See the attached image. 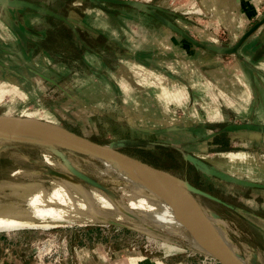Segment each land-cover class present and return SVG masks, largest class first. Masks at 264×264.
Segmentation results:
<instances>
[{
    "label": "rangeland",
    "instance_id": "rangeland-1",
    "mask_svg": "<svg viewBox=\"0 0 264 264\" xmlns=\"http://www.w3.org/2000/svg\"><path fill=\"white\" fill-rule=\"evenodd\" d=\"M42 1L56 10L60 18L46 14L37 16L35 29L38 32L29 41L25 56L17 43L0 48V114L40 117L92 141L113 143L121 152L239 206L238 199L243 192L257 194L258 198L264 194L247 186L234 189L232 184L205 175L183 159L185 154H199L224 173L264 183V137L242 131V127L220 128L223 123L241 125L252 120L251 115L248 118L221 97L228 93V97L239 99L236 91L231 95L227 81L220 82V78L230 77L225 76V72L237 63L234 54L192 43L189 55L183 60L178 57L183 53L180 44L174 42L173 46L168 45L169 62L156 59L153 72L151 66L136 71L130 61L135 43L146 48L148 41L151 46L167 22L184 29L188 36L203 45L227 47L232 43L235 34L229 32L224 22L202 10L199 0H137L149 4L148 9L156 12L154 16L136 11L133 6L98 0ZM69 11L77 17L75 23L64 16ZM259 18L261 15L246 29ZM87 25L104 27L108 39L92 31L88 33ZM154 30L157 33L150 35ZM165 36V40L168 37L187 40L170 31ZM84 44L93 50H87ZM175 60H181L180 67L174 68L176 71L173 70ZM6 69L14 74L10 76L13 81L6 78ZM162 87L168 95H159ZM173 92L184 96L178 100ZM211 93L216 96L212 97ZM213 108L217 109L219 117L211 119L207 111ZM210 120L223 121L218 125L213 123L211 126H216L213 128H199ZM171 125L177 129L166 131ZM216 129L222 132L220 140L228 138L227 131L245 139L231 145L223 140V146L219 147L184 143L198 140ZM58 150L62 158L39 144L0 140V200L10 193L11 184L35 183L50 191L54 182L62 179L90 191L92 183L86 180L89 179L106 187L117 199L119 192L113 187L122 185L123 180L115 175H102L106 165L103 160ZM239 152L245 153V159L230 157ZM52 161L63 163L67 168ZM197 199L207 211H215L222 233L236 247L238 259L264 264V233L260 232L264 225L256 220L249 223L236 211L204 197ZM109 215L111 223L105 224L0 232V237L9 238L0 244V261L3 259L6 264H18L21 260L24 264H89L90 260V264H127V255L135 253L138 257L152 259L154 264H208L207 252L188 246L178 235L164 234L149 221L126 215L117 218L115 213ZM65 249L69 251L67 255ZM138 257H132L131 264H136Z\"/></svg>",
    "mask_w": 264,
    "mask_h": 264
},
{
    "label": "crops",
    "instance_id": "crops-1",
    "mask_svg": "<svg viewBox=\"0 0 264 264\" xmlns=\"http://www.w3.org/2000/svg\"><path fill=\"white\" fill-rule=\"evenodd\" d=\"M199 4L202 10L209 13L212 17L217 18L218 20L224 22L229 32L235 34L234 36L235 40L232 43H229L227 47H232L239 40V38L247 31L246 29L247 25L251 21L256 19L264 10V0H199ZM114 5H119V4H114ZM37 8L48 9L56 15L59 14L56 10L49 8V6H46L42 0H9L5 4H0V39L2 41L0 42V48L2 46L5 47L4 45L8 46V44L10 46H13L15 45V43H17L19 46H21L22 54L24 56L26 55V47L27 45L30 44L29 41H31L33 34L38 32V30L35 29L36 23L38 22L37 16L38 15L42 16L43 14H46L38 10ZM135 10L139 11L138 9ZM151 12L152 14H149L151 16H154V14H156L155 10L153 9L151 10ZM46 15L53 17L50 14H46ZM64 16L68 18L70 22L75 23L77 21V17L74 16L73 13H70V11L67 13V15ZM163 26L165 28L161 31V35L155 37V40L152 41L151 46H148L149 45L148 41L146 42L147 44L145 45L146 48H142L141 46L142 44L135 43L134 48L130 53V57L132 58L130 61L132 64L135 65L134 67L135 69H137L136 71L138 70L143 71L145 70V67L151 66L153 72L156 69L153 67V65H155L154 64L155 60L158 58H160V60L165 59L166 61L165 63L169 62L170 53L168 52L169 51L168 45L173 46L174 42L180 44L179 49L183 51V53H180V56L178 57H181L184 60V58H186L189 55L188 51L190 50V45L192 44L190 41L183 39L177 41L175 37H173L174 39L171 37H168V39L166 40L164 39L166 37L165 34H168L169 31L172 32V34L174 35H180V37H182L179 31L182 30L185 32V30L178 27L177 25H174L172 22L164 23ZM78 28L80 32H83V29L80 26H78ZM85 29L90 34L92 31L94 33H98L99 36L108 39V37L105 34L104 27L100 29L97 27H93V26L91 27L87 25ZM155 33L157 32H155L154 30L153 33H150V35ZM26 39H28L27 42ZM84 46L87 50H93L92 47H90L89 45L84 44ZM159 48L162 51H160ZM234 55L237 57V63H235L232 66L231 70H227L225 72L226 73L225 76H230V77L224 78L225 80H223V78H220V82L224 83L225 81H227L226 83L230 87L231 95L236 91L235 92L236 96L239 99L238 100L232 99V96L230 94L229 95L231 97H228V93L227 95H224V97L223 96L221 97L223 101H225L229 106L232 105L233 108L239 111L240 113L247 114L248 118H250V115L252 116V120L246 122L249 126L242 127L243 128L242 131L258 133L262 138L264 137V22L252 34H250L248 37H246L243 40V42L238 47ZM175 61L176 62L173 64L174 71H176L174 69L175 67H180L181 60L180 61L175 60ZM5 72H7L6 78L8 79V81H13L12 77L10 76H13L14 74L9 72L8 69H6ZM178 79L181 80L180 77H178ZM218 82L219 80H217V82H214V85H217L216 83ZM162 89L163 87L160 90ZM164 90L165 89L160 91L161 94L159 95H164V94L168 95ZM183 93L184 91L182 92V94ZM173 94L174 96L177 97L178 100L180 99L181 96L182 97L184 96L180 94H175L174 92ZM211 96L213 97L216 95L211 93ZM218 98H220V96ZM244 102L247 104H245ZM182 104L184 105V103H181V105ZM207 113L209 115V118L211 119L219 117L218 111L215 108L208 109ZM220 121L223 120H210L209 122H205L207 124L204 123L200 124L199 128L200 129L213 128L216 126H211V125L213 123H214L213 125H218ZM230 124H235V123H225V124L223 123L220 124L222 125V127L220 128L222 129L226 128L227 126H230ZM176 129L177 128H175V126L171 125L168 126V128L165 130L171 132ZM219 130L216 129V131H211L206 135H204L202 138H199L198 140H185L184 143L186 144L205 143L207 146L210 145L211 147H219V146H223L222 143L223 140H226L225 143L231 145L232 143H235L238 140L244 141L245 139L244 137L239 138L235 136L234 133L230 135L229 131H227L228 133L226 136L228 138L220 140L219 135L222 134V132ZM191 155L200 157L199 154L197 155L192 153ZM203 173L205 175L212 176L205 172ZM215 178L220 181L232 184L234 189L237 187L238 188L242 187V185L225 181L217 177ZM258 183H262V182H258ZM247 187L264 191V188H256L251 186H247ZM208 194L215 198V200L206 198L209 201H212L222 206L225 209L236 211L243 218L248 219L249 223L251 222L255 223L256 220L260 222L259 225H264L262 224L264 223V194H260L259 196L260 198H258L256 196L257 194L243 192L242 196L239 197L238 199L241 202V206H239L235 202L227 201L221 197H217L210 193ZM208 211L215 213V211L212 209H208ZM260 230L261 233H264L263 229ZM8 239H9L8 237L7 238L0 237V244L2 243V240L7 241ZM97 257L98 256H96V258ZM132 257H138V256L135 255V253L128 254L127 264H131ZM0 262H1L0 264H6L3 259H1ZM90 262L91 261L89 260V264ZM93 262L95 261L93 260ZM18 264H24V260H21ZM136 264H154V262L152 259L142 258V256H139L136 259ZM161 264H168V263L161 262Z\"/></svg>",
    "mask_w": 264,
    "mask_h": 264
},
{
    "label": "bare ground",
    "instance_id": "bare-ground-1",
    "mask_svg": "<svg viewBox=\"0 0 264 264\" xmlns=\"http://www.w3.org/2000/svg\"><path fill=\"white\" fill-rule=\"evenodd\" d=\"M233 154L235 155L230 157L245 159V153ZM52 163L67 168L63 163L55 161ZM104 163L106 165L101 171L102 175L110 177L115 175L123 180L122 185L113 187L115 192H119L117 199L106 187L92 184L90 191H87L77 183L65 179L54 182L50 191L41 185L36 186L35 183L11 184L8 187L10 193L3 195V199L0 200V232L24 228L71 227L73 224H105L111 223L109 214L115 213L117 218L126 215L128 218H137L143 222L149 221L164 234L178 235L188 246L199 252H206L200 243L188 236L185 225L174 208L141 183L136 174H130L115 163L108 161ZM206 216L230 254L237 258L236 247L222 233L218 218L209 212ZM238 263L250 264L247 259L238 260Z\"/></svg>",
    "mask_w": 264,
    "mask_h": 264
},
{
    "label": "water",
    "instance_id": "water-1",
    "mask_svg": "<svg viewBox=\"0 0 264 264\" xmlns=\"http://www.w3.org/2000/svg\"><path fill=\"white\" fill-rule=\"evenodd\" d=\"M9 0H0V4H5ZM112 4L129 5L134 8L152 14L147 3L137 0H98ZM43 13L60 18L48 9L37 8ZM264 22V14L257 20L232 47H214L203 45L192 39L186 32L180 30L179 33L187 38L191 43L202 48L215 49L220 53L234 54L243 40L252 34ZM169 23V22H167ZM248 124L230 125L231 127H248ZM0 140H20L32 142L49 148L51 152L62 158L58 150L64 149L81 155L115 163L139 177L141 183L149 187L157 196L168 203L181 217L186 231L194 238L205 251L215 258L220 264H239L238 258H233L224 241L210 225L207 219V211L199 202L197 197H205L215 200L214 197L203 190L190 184L187 180L180 178L166 170L159 169L146 162L131 157L118 150L113 143L102 144L77 134L63 126L30 116L0 114ZM183 159L188 161L195 169L219 179L229 181L242 186L264 188V184L236 178L220 171L218 168L204 160L203 158L191 154L183 155ZM98 186L97 183L90 181ZM216 216L214 213L209 212ZM237 257V255H236Z\"/></svg>",
    "mask_w": 264,
    "mask_h": 264
},
{
    "label": "built area",
    "instance_id": "built-area-1",
    "mask_svg": "<svg viewBox=\"0 0 264 264\" xmlns=\"http://www.w3.org/2000/svg\"><path fill=\"white\" fill-rule=\"evenodd\" d=\"M261 14L263 15L264 14V10L263 12H261ZM260 14V15H261ZM67 253H69V251L67 249H65V252L64 254L67 255ZM209 261H208V264H220L215 258H213L212 256L208 257L207 258Z\"/></svg>",
    "mask_w": 264,
    "mask_h": 264
},
{
    "label": "flooded vegetation",
    "instance_id": "flooded-vegetation-1",
    "mask_svg": "<svg viewBox=\"0 0 264 264\" xmlns=\"http://www.w3.org/2000/svg\"><path fill=\"white\" fill-rule=\"evenodd\" d=\"M195 169V168H194Z\"/></svg>",
    "mask_w": 264,
    "mask_h": 264
}]
</instances>
